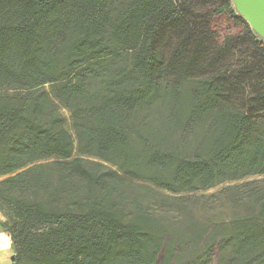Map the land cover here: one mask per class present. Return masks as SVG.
<instances>
[{"label":"trees","instance_id":"1","mask_svg":"<svg viewBox=\"0 0 264 264\" xmlns=\"http://www.w3.org/2000/svg\"><path fill=\"white\" fill-rule=\"evenodd\" d=\"M223 22L239 32L216 43ZM162 102L173 127L200 125L191 153L142 135L135 144L134 118ZM261 176L264 42L232 0H0V225L11 264H264ZM125 177L173 194L160 212L187 216L180 235L159 234L150 206L119 213ZM194 201L214 210L208 222L193 221Z\"/></svg>","mask_w":264,"mask_h":264},{"label":"rangeland","instance_id":"2","mask_svg":"<svg viewBox=\"0 0 264 264\" xmlns=\"http://www.w3.org/2000/svg\"><path fill=\"white\" fill-rule=\"evenodd\" d=\"M213 34H214V41L221 40L223 35L226 34H234L239 32V29L235 28L230 23H222L221 26L213 25ZM259 39V38H258ZM170 36L164 37V43L161 46L163 50L162 56L167 57L169 55L171 46L169 43ZM260 40V39H259ZM97 86V85H96ZM188 87V86H186ZM57 102V101H56ZM59 112L65 117V125L66 128L72 134L75 140V146L77 147V135L73 125V119L71 116V112L68 108H66L62 103L57 102ZM169 115V104L162 102L152 108V110L143 109L141 110L132 122V136L134 137V142L137 146H141L142 139L140 135L143 137L145 136L148 140L154 141L155 143H162L163 145L172 148V149H180L182 152L191 153L195 148V141L197 138L201 137L202 129L200 125H196L193 131H183L182 126L177 124L175 127L168 120ZM202 125V124H201ZM74 156H81L83 158L89 160H98V158L81 154L79 151H75ZM56 158H49L39 160L36 163H44L45 165H52L55 162ZM108 166L113 167L110 164L105 163ZM50 167V166H49ZM115 168V167H113ZM4 177H0V180ZM263 179L264 176L255 177ZM125 184L121 191L125 194V198L122 199L121 203L118 206L119 213L125 217L130 218L135 211L138 210V205L142 207L150 206L151 209L154 211V216L159 219L158 224V231L161 234L162 227L170 232H176V234L180 235V232L184 229L183 223L187 220V216L180 221H172L171 218L164 213H161L160 208L161 204L166 200L168 195H173L172 193L168 192L167 190L158 187L154 183L150 182L147 179H136V178H126L125 177ZM234 182H226L222 184H218L206 191H197V192H187L185 194H189L191 196H200V195H210L218 193L221 189H223L226 185L233 184ZM120 191V192H121ZM70 197V195L68 196ZM68 200L63 202V204L68 203ZM190 207H194L196 212V216H192L191 218L195 223H204L208 222L214 215V210L204 208L200 203L194 201ZM222 209V208H221ZM223 211V210H222ZM224 212L230 213L229 209L224 208ZM3 215V214H2ZM225 215H222V217ZM3 219L4 216H3ZM180 231V232H179ZM224 258L226 256H223ZM212 264H219L217 260H215Z\"/></svg>","mask_w":264,"mask_h":264},{"label":"water","instance_id":"3","mask_svg":"<svg viewBox=\"0 0 264 264\" xmlns=\"http://www.w3.org/2000/svg\"><path fill=\"white\" fill-rule=\"evenodd\" d=\"M235 11L250 25L264 42V0H232Z\"/></svg>","mask_w":264,"mask_h":264},{"label":"crops","instance_id":"4","mask_svg":"<svg viewBox=\"0 0 264 264\" xmlns=\"http://www.w3.org/2000/svg\"><path fill=\"white\" fill-rule=\"evenodd\" d=\"M0 219L3 220L2 212L0 211ZM14 256L12 241L3 227L0 225V264H11Z\"/></svg>","mask_w":264,"mask_h":264}]
</instances>
